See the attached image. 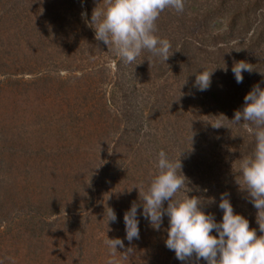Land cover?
I'll use <instances>...</instances> for the list:
<instances>
[{"label":"rangeland","instance_id":"374dc122","mask_svg":"<svg viewBox=\"0 0 264 264\" xmlns=\"http://www.w3.org/2000/svg\"><path fill=\"white\" fill-rule=\"evenodd\" d=\"M247 1L250 0H237L240 4ZM260 1L262 9L250 34L245 38L232 34L223 38L226 41L222 40L220 44L210 41L209 50L222 47L231 56L232 52L239 54L240 45L250 41L258 26L262 29L264 0ZM89 5H93V9L104 8L103 0H0V144L2 135L11 133L8 139L14 136L12 146L30 141L44 142L53 148L51 156L62 155L78 161V166L72 163L71 172L76 177L71 186L80 191L79 196L86 197H80L81 203L91 207L99 205L104 210L102 219L107 223L86 230V219H81V211L73 210V206L69 212L53 216L51 222H56V226L48 228L46 225L42 240L30 241L28 234H36L29 233L32 229L30 224L25 228L23 223L30 214L24 211L25 207L12 202L8 187L0 183V237L3 239L0 243L1 247L2 244L7 246L10 254L8 260L1 258L8 263L1 262L108 264L109 259H114L117 264H195L194 259L191 262L178 260L175 252L166 247L167 216L160 230H154L143 217L141 205L137 214L139 239L129 243L125 238L124 213L133 202L140 204L139 190L141 193L147 191L158 172V154L164 150L170 160L180 159L182 172L190 182L188 195L201 197L205 201L202 210L207 213L210 209L214 215L213 211L218 209L217 203L220 202L219 189L211 187L212 194L205 196L210 187L209 181L214 184L219 175L233 178L235 166L248 156L244 152L245 144L255 147L253 138L246 133L244 135L251 138L247 143H243L247 137L243 139L242 135L236 141L217 145V160H214L217 166L212 171V178L209 172L203 178L201 174L204 171L194 169L201 167V161L198 153L192 150L193 146L187 149V155L177 153L173 156L168 152V145L179 143L174 138V132L183 138L177 115L181 119L184 116L186 120L185 112L188 111L190 120L196 118L194 99L188 102L175 95L179 76H175L173 71L158 72L154 56L150 57L147 51L141 52L135 62L125 63L102 41L96 40L95 30L87 23L91 21ZM82 13H86V17ZM161 14L163 18L160 15L156 21L155 35H164L162 39H170L172 33L179 38L185 36L174 21L169 23L165 17L167 14ZM191 33L192 30L184 39L189 43H200L201 38L195 39ZM247 60L253 63L254 70L240 88L243 93L252 90L256 84L260 85L261 78L264 80L262 47L248 54ZM237 61H240L239 55L236 58L233 56L229 66ZM203 64L205 61L197 67H206ZM221 78L222 84L231 93L235 92L239 85L236 80L226 75ZM197 94L202 95V101L206 102L201 91L198 90ZM209 103L218 107L211 100ZM213 115L218 118H213L216 125L222 117ZM201 117L210 126V117ZM213 134L219 135L216 128ZM14 151H8L11 154L7 152V155L17 157ZM20 156L23 157L20 161L32 163L29 159L31 154L22 153ZM66 162L65 166L71 164ZM107 164L113 166L117 175L101 186V170ZM20 173L24 177L15 175L16 179H13L3 172L1 175L10 184L19 187L20 183L19 188L24 187L21 189L33 192L39 188L32 185L26 174ZM121 180L123 184L118 183ZM184 195L181 192L178 198ZM233 200V203L238 202ZM232 206L236 212L235 206ZM108 207L116 213V222H108ZM63 216L68 220L60 221ZM66 222L74 223L76 230L73 231ZM36 227L41 229L39 224ZM213 234H216L215 231ZM261 234L258 230L257 235ZM108 238L124 241V248L118 246L114 257L106 244ZM128 248L133 251L124 258ZM199 264H206V261L200 260Z\"/></svg>","mask_w":264,"mask_h":264},{"label":"trees","instance_id":"16d2710c","mask_svg":"<svg viewBox=\"0 0 264 264\" xmlns=\"http://www.w3.org/2000/svg\"><path fill=\"white\" fill-rule=\"evenodd\" d=\"M261 7L260 0H250L242 4L238 3L237 0H185L183 12H178L174 8H166L161 13L167 14L165 17L168 18L169 23L172 21L175 22L181 33L185 35L184 37H186L190 33V30H192L191 36L195 39L200 37V43H189L184 37L179 38L172 33L168 40L171 43V52H173V55L170 56L166 62L160 57L154 56L147 50L142 51L143 53L147 51L151 54L149 55L150 57L154 56L158 72L165 73L173 71L175 76H179L180 81L176 86L175 95L181 98V100L189 102L191 99H194L195 101L193 103L194 110L197 111L195 120L192 121L188 118V111L185 112V114H187L186 120H184V116H182L181 119V116L179 117L177 115L183 130V138L174 132V138H176L179 143L168 145L166 149L173 156L177 153L187 155V149L193 146L192 150L194 149V151L198 153L201 161V164H199L201 167L194 169L197 172L204 171V174H201L203 178L204 176L207 177L205 175L207 172H209L208 174L211 175V178L213 177L212 171H214L217 166V163L214 162V160H217V145L222 142L228 143L230 141H236V138L240 136L242 137V135L248 133L242 125L234 124L230 120L233 119L236 110L243 109L245 103L244 97L251 91V89H248L243 93L240 90L241 86H244V82L248 81L250 73L247 71L243 72V82L238 83L239 85L233 93L230 92V89L228 90L226 88V85L222 84L223 78L221 77L226 75L230 77L231 80L235 79L234 74L231 71L232 65L229 66L233 56L236 58L239 55V60L247 62V55L254 49L262 47V51L264 50V23L262 29L258 26L254 30L250 41H246V43H243L244 45H240L241 48L239 54L232 52L231 56L229 53H225V49L222 47H216L213 51H210L209 43L210 41H215L220 44L222 40L226 41L223 38H229L232 34L239 38H245L250 34V30L254 27V23L262 9ZM93 10V5H89L88 13L90 18ZM17 11L21 10L18 9ZM160 15L163 18V15ZM262 15L264 17V14ZM19 20L20 19H18V24L20 25L21 22L19 23ZM164 32H166V30ZM157 36L160 38L164 37V35L160 36L159 34H157ZM12 39L13 38H11V40ZM203 61H205V64L203 65H206V67H197V64L202 63ZM262 63H264V61ZM225 67L227 68V71L224 70ZM252 67H254L253 63ZM204 69H207L208 71L215 69L211 76V85L209 89L201 91L206 102H203L204 99L202 101V95L200 96L197 94L198 89L194 86L196 74ZM260 82L261 88L264 89V80L262 81V78ZM210 100L218 107L210 105ZM213 114L222 117L216 125L223 126L218 129L217 127H214L216 125L213 123V118H218ZM201 116H204V119L210 117L212 122L210 123V126L206 120L203 121ZM144 125L146 124H143V126ZM215 128L219 135L213 134ZM129 129L131 128H128V130ZM10 134L11 133H4L2 135L3 140L0 144V183H5L8 187V193L13 197L12 202H17L18 204L15 205L25 207V209L23 208L24 211L26 210L30 214V216L23 222L25 228L30 224L29 227L32 229L31 231H28L29 233L36 234L35 236L28 234L29 236H27V238L29 239L31 237L29 239L30 241L42 240L43 235L45 234L44 232L46 231L45 226L47 225L48 228L56 226V222H51L54 219L53 216L69 212L73 206L75 207L73 210L81 211V219H86V222L84 223L86 224V230H92L94 229V226L97 228L100 227L102 223H107V221L102 219L104 210H102L99 205L91 207L88 205L86 206L87 203H81L80 197L84 198L85 196H79L80 194H78V192L80 191L78 189L75 191L71 186L72 183H74V177H76L71 172L73 171L72 163H74L75 166H78V161H75L74 159L72 160L71 157H66V159L62 155H58L57 157L51 156L53 148H50L51 145L44 142L33 143L30 141L29 143L12 146V139L14 136L11 135L12 139H8ZM245 135L243 136V139L246 137L247 139L245 140L246 142L243 141V143H247L253 138L252 142L255 144V139L252 135H250L252 137L249 139V135ZM214 143L216 144L214 145ZM69 146L75 148V146ZM254 148V146L251 147L250 145L245 144L244 152L249 156ZM13 150H15L13 152L14 156L17 157L7 155L8 151ZM22 153L31 154L29 159L32 163L20 161L23 158L20 156ZM66 161L71 164L65 166V164H67ZM211 161H213V164H210ZM109 168H112V170ZM2 172L13 179H16L15 175L23 176L20 173L23 172L27 175L29 180L32 181V185L39 188L34 189L33 192L21 189L24 187L19 188L20 183L18 187L15 184H10L8 179L5 180L3 175H1ZM101 172L102 176L99 178V182L102 183L101 186L111 182L110 180L116 177L115 174L117 173V171L113 169V166L109 164H107ZM235 172L236 174L231 179H228V177L224 175H219V179L214 184L212 180H210V187H208L205 196H210L212 194L211 187L219 189L218 201H220L222 193H227L231 204L236 208L235 213L241 214L247 218L250 227L255 228L258 231L259 225L256 219L257 209L250 202L247 191L244 190L245 185L242 180L239 164L235 166ZM118 183L123 184V180ZM82 189H84V187ZM115 198L116 197L111 200L113 201ZM233 199L238 200V202L233 203ZM111 200L109 201L112 202ZM217 205L219 204L217 203ZM213 212L216 221L220 222L223 216L222 210L218 206V209ZM207 213H211L210 209ZM67 220L68 218L63 216L60 221ZM68 223L66 222V225L70 224V227H72L71 229L73 231L76 230L74 223ZM36 224H39L42 230L39 227H36ZM36 229H38V231H36ZM1 238L2 237H0V242L3 240ZM9 255L7 246L2 244L1 247L0 243V264H3L1 261H4L1 260V258L4 257V259L8 260L10 257ZM4 262L8 263L7 261ZM27 262L28 264H34L33 262Z\"/></svg>","mask_w":264,"mask_h":264},{"label":"clouds","instance_id":"9594fccd","mask_svg":"<svg viewBox=\"0 0 264 264\" xmlns=\"http://www.w3.org/2000/svg\"><path fill=\"white\" fill-rule=\"evenodd\" d=\"M104 8L96 7L87 22L95 30V39L102 41L125 63H133L143 50L151 52L166 62L170 56L171 43L155 35L156 21L166 8L183 12L185 0H103ZM86 17V13H82ZM227 71V68H224ZM252 64L240 60L234 62L231 71L237 83L243 82V72L251 73ZM215 69H204L196 74L195 87L206 91L211 85ZM242 110H236L231 122L242 125L255 139L253 152L241 159L240 173L244 190L257 209V223L261 235L250 227L249 220L235 213L227 193H222L219 208L222 220L202 210L205 201L199 196H189L191 189L182 172L180 159L172 161L161 150L158 154L157 174L152 178L147 191L139 190L140 204L133 202L124 213L126 239L131 243L139 239L138 209L154 230L159 231L165 216L168 217L166 247L175 252L180 261L199 264H264V89L259 84L244 97ZM216 125L214 127H221ZM239 184V182L237 181ZM185 193L178 198L179 193ZM165 202L167 206L165 207ZM108 222L117 217L110 207L106 210ZM215 231V235L213 234ZM110 255L115 256L117 247L124 248L120 238L107 239ZM132 248L124 252V258ZM108 264H117L109 259Z\"/></svg>","mask_w":264,"mask_h":264}]
</instances>
